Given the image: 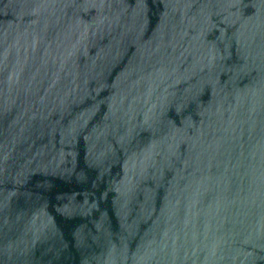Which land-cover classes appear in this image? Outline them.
<instances>
[{
    "label": "water",
    "instance_id": "obj_1",
    "mask_svg": "<svg viewBox=\"0 0 264 264\" xmlns=\"http://www.w3.org/2000/svg\"><path fill=\"white\" fill-rule=\"evenodd\" d=\"M0 264H264V0H0Z\"/></svg>",
    "mask_w": 264,
    "mask_h": 264
}]
</instances>
